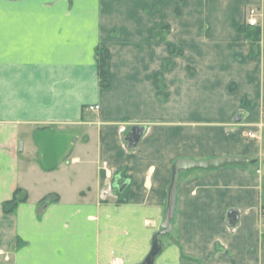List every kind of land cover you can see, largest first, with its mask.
<instances>
[{
  "label": "crops",
  "instance_id": "crops-1",
  "mask_svg": "<svg viewBox=\"0 0 264 264\" xmlns=\"http://www.w3.org/2000/svg\"><path fill=\"white\" fill-rule=\"evenodd\" d=\"M224 156L248 163L180 173L155 264H264V0H0V264H141L174 164Z\"/></svg>",
  "mask_w": 264,
  "mask_h": 264
},
{
  "label": "water",
  "instance_id": "water-1",
  "mask_svg": "<svg viewBox=\"0 0 264 264\" xmlns=\"http://www.w3.org/2000/svg\"><path fill=\"white\" fill-rule=\"evenodd\" d=\"M142 135L143 129L141 127H133L127 135L126 141L129 143L130 147L135 148L139 144ZM20 150H23L22 144L20 145ZM247 163L248 162L245 158L232 156H224L204 162L179 161L175 163L172 169V181L169 187L168 205L162 230L159 234L155 235L151 253L141 264H155L156 259L160 256L164 249V245L159 239V236L166 237L168 239H172L173 237V220L176 213L178 185L181 172H188L192 170L210 171L227 166H245ZM228 224L230 227H236L238 225V215L233 211L229 213Z\"/></svg>",
  "mask_w": 264,
  "mask_h": 264
},
{
  "label": "trees",
  "instance_id": "trees-1",
  "mask_svg": "<svg viewBox=\"0 0 264 264\" xmlns=\"http://www.w3.org/2000/svg\"><path fill=\"white\" fill-rule=\"evenodd\" d=\"M180 12H181V10L178 9L177 14L179 15ZM169 30H170L169 27L157 29L156 34L161 35L164 32H167V31L169 32ZM237 31L239 33L245 34L246 37L252 41V44H255L258 41H260V29H258L256 27H251L247 24V25H243L242 27H238ZM161 39L165 40L164 37H162V35H161ZM170 52L174 53V51H171V50H170ZM109 56H110V53H109L108 49L103 48V47L97 48V50H96V64H97V69H98L100 87L102 89H107L110 87V80H109V76H108ZM169 64H170V61H168L166 66H168ZM126 192H127V190H124L122 193H120V197H121L120 202L121 203H123L127 200L126 199V195H127ZM28 199H29L28 193L25 190L18 188L15 191L12 200L4 203L3 212L5 214H13L17 210L19 205L27 203ZM58 201H59L58 196L50 195V196L45 197L41 203L46 205V204H49L50 202H58Z\"/></svg>",
  "mask_w": 264,
  "mask_h": 264
},
{
  "label": "built area",
  "instance_id": "built-area-1",
  "mask_svg": "<svg viewBox=\"0 0 264 264\" xmlns=\"http://www.w3.org/2000/svg\"><path fill=\"white\" fill-rule=\"evenodd\" d=\"M247 17H248L247 24L249 26H251V27H257L258 26V24H259V21H258L259 11L258 10L253 9V8L248 10ZM95 109H99V107H95ZM248 137L252 141H257L260 138L259 135H257V133L254 131H249ZM112 264H123V263L119 258L115 257L112 261Z\"/></svg>",
  "mask_w": 264,
  "mask_h": 264
},
{
  "label": "rangeland",
  "instance_id": "rangeland-1",
  "mask_svg": "<svg viewBox=\"0 0 264 264\" xmlns=\"http://www.w3.org/2000/svg\"><path fill=\"white\" fill-rule=\"evenodd\" d=\"M252 8L258 10L255 6H251V7H249L248 10H250V9H252ZM162 239H163L164 242H167V241H168V240H167L168 238H166V237H162Z\"/></svg>",
  "mask_w": 264,
  "mask_h": 264
}]
</instances>
